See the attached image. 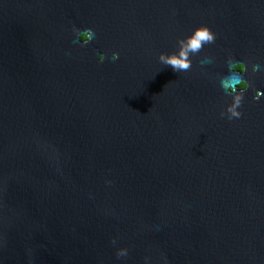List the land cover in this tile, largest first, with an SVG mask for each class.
<instances>
[{
    "label": "water",
    "instance_id": "95a60500",
    "mask_svg": "<svg viewBox=\"0 0 264 264\" xmlns=\"http://www.w3.org/2000/svg\"><path fill=\"white\" fill-rule=\"evenodd\" d=\"M0 264H264V0H0Z\"/></svg>",
    "mask_w": 264,
    "mask_h": 264
},
{
    "label": "clouds",
    "instance_id": "9594fccd",
    "mask_svg": "<svg viewBox=\"0 0 264 264\" xmlns=\"http://www.w3.org/2000/svg\"><path fill=\"white\" fill-rule=\"evenodd\" d=\"M90 31L93 38V31L91 29ZM215 39V33L208 26H200L191 35L178 41V51L171 54L161 53L159 60L163 65L171 67L177 73L186 72L192 67V59L190 57L199 54L206 44L214 43ZM113 59H119L118 53H113ZM222 86L228 91L232 88L231 85H226L225 82H222ZM229 92L233 94V103L227 108L228 118H239L242 115L239 108L242 104L243 96L232 93V90ZM221 115H224V113H221ZM118 255L120 254L118 253Z\"/></svg>",
    "mask_w": 264,
    "mask_h": 264
},
{
    "label": "flooded vegetation",
    "instance_id": "af4514ba",
    "mask_svg": "<svg viewBox=\"0 0 264 264\" xmlns=\"http://www.w3.org/2000/svg\"><path fill=\"white\" fill-rule=\"evenodd\" d=\"M81 41H85V37H84V36L81 37ZM233 72H236V73L242 74V72H243L242 66L239 65V64L236 65V66H234V67H233ZM245 88H246V85H245L243 82L239 83V84L236 86L237 91H244Z\"/></svg>",
    "mask_w": 264,
    "mask_h": 264
}]
</instances>
